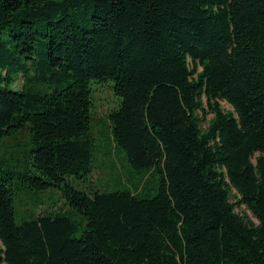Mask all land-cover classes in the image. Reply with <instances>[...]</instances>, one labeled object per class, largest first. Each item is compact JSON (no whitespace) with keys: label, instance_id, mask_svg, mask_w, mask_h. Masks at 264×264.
<instances>
[{"label":"trees","instance_id":"obj_1","mask_svg":"<svg viewBox=\"0 0 264 264\" xmlns=\"http://www.w3.org/2000/svg\"><path fill=\"white\" fill-rule=\"evenodd\" d=\"M93 80L132 187L92 180ZM0 264H264V0H0Z\"/></svg>","mask_w":264,"mask_h":264},{"label":"rangeland","instance_id":"obj_2","mask_svg":"<svg viewBox=\"0 0 264 264\" xmlns=\"http://www.w3.org/2000/svg\"><path fill=\"white\" fill-rule=\"evenodd\" d=\"M21 81L16 87H20ZM92 91V130L96 137L97 148L95 157L99 160L100 165L94 171L92 180H96L97 187L105 188H121L130 186L129 183H135L139 178L130 165L127 163L123 152L118 151L116 143L112 138V127L108 119L109 112L116 108L119 104L118 96L113 89V81L97 82L93 80L91 83ZM222 108L225 111L232 110V106L226 101H220ZM202 115V114H201ZM213 113H207L204 126L213 118ZM132 183V185H133ZM157 179L152 178L148 189H156ZM233 198L238 199V193L233 188ZM17 219L29 215L33 212H38L42 209H66L65 200L62 191L58 188H51L47 191L32 190L22 193L17 196ZM234 201V199H233ZM236 211L245 215L246 218L258 223V219L244 204L238 205Z\"/></svg>","mask_w":264,"mask_h":264}]
</instances>
